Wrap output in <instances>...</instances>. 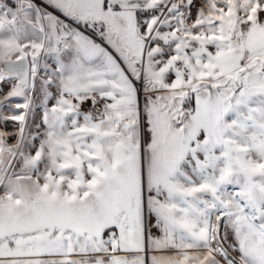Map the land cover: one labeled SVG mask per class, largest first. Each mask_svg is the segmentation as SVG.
<instances>
[{
	"label": "snow or ice",
	"instance_id": "obj_1",
	"mask_svg": "<svg viewBox=\"0 0 264 264\" xmlns=\"http://www.w3.org/2000/svg\"><path fill=\"white\" fill-rule=\"evenodd\" d=\"M0 264H264V0H0Z\"/></svg>",
	"mask_w": 264,
	"mask_h": 264
}]
</instances>
